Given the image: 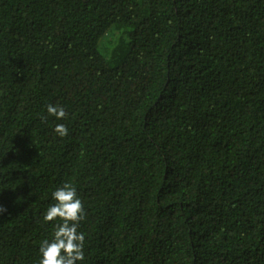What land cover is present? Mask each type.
Segmentation results:
<instances>
[{
  "label": "trees",
  "instance_id": "obj_1",
  "mask_svg": "<svg viewBox=\"0 0 264 264\" xmlns=\"http://www.w3.org/2000/svg\"><path fill=\"white\" fill-rule=\"evenodd\" d=\"M65 182L77 264H264V0H0V264Z\"/></svg>",
  "mask_w": 264,
  "mask_h": 264
},
{
  "label": "clouds",
  "instance_id": "obj_2",
  "mask_svg": "<svg viewBox=\"0 0 264 264\" xmlns=\"http://www.w3.org/2000/svg\"><path fill=\"white\" fill-rule=\"evenodd\" d=\"M47 112L58 120L67 117L64 107L48 104ZM46 119V118H45ZM54 131L64 137L68 128L57 124ZM55 203L51 204L43 216L45 222L60 221L55 224L51 240L44 239L40 245L41 260L39 264H77L84 260L85 234L80 232V222L86 218L82 200L71 182H65L52 193ZM7 208L0 205V215Z\"/></svg>",
  "mask_w": 264,
  "mask_h": 264
},
{
  "label": "rangeland",
  "instance_id": "obj_3",
  "mask_svg": "<svg viewBox=\"0 0 264 264\" xmlns=\"http://www.w3.org/2000/svg\"><path fill=\"white\" fill-rule=\"evenodd\" d=\"M120 37V31H114V30H110L103 39L102 44H109L110 42H115L119 39Z\"/></svg>",
  "mask_w": 264,
  "mask_h": 264
}]
</instances>
